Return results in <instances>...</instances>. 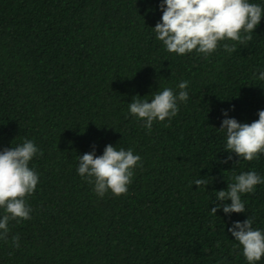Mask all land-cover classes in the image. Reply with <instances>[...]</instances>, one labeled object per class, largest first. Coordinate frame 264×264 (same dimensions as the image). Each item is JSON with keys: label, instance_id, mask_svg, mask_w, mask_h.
I'll list each match as a JSON object with an SVG mask.
<instances>
[{"label": "trees", "instance_id": "16d2710c", "mask_svg": "<svg viewBox=\"0 0 264 264\" xmlns=\"http://www.w3.org/2000/svg\"><path fill=\"white\" fill-rule=\"evenodd\" d=\"M159 3L0 0V150L25 138L40 149L29 165L39 173L32 218L10 221L0 264H246L227 229L247 216L264 228V184L242 195L246 213L210 207L233 174L264 176V155L222 162L230 153L219 129L224 109L246 123L264 109V81L254 77L264 70V17L251 40L178 56L155 38ZM181 80L189 98L170 122L149 132L129 115L133 96L151 99ZM109 143L133 149L142 166L126 193L100 198L76 166ZM198 174L205 188L192 187Z\"/></svg>", "mask_w": 264, "mask_h": 264}, {"label": "clouds", "instance_id": "9594fccd", "mask_svg": "<svg viewBox=\"0 0 264 264\" xmlns=\"http://www.w3.org/2000/svg\"><path fill=\"white\" fill-rule=\"evenodd\" d=\"M162 15L152 27L155 38L162 42L166 51L176 55L195 51L205 57L214 53L222 41L243 43L251 40V33L264 17V6L252 0H160ZM223 49L232 53L236 44L223 43ZM264 81V70L254 73ZM189 82L179 81L175 88L163 87L152 92L151 99L133 96L128 103V113L149 132L154 122L171 121L179 111V105L189 98ZM230 109L222 110L219 129L225 138L224 151L240 160L252 161L264 155V109L257 111L258 119L251 123L239 122L229 116ZM40 153L32 139L25 138L15 147L0 150V241L9 242L10 221L30 220L32 209L27 203L39 183V173L30 162ZM142 166V159L133 149L117 148L106 144L102 154H96L95 145L91 151L78 155L76 173L87 183L97 197L106 193L120 196L128 191L134 169ZM197 189L208 184L199 174L192 179ZM264 184V176L254 169L233 174L226 189L216 190L210 213L218 210L228 216L246 213L242 195L252 194L256 186ZM227 201H230L228 203ZM214 227V226H213ZM227 231L236 242L246 264H259L264 258V228L253 227L248 216L243 221L234 220ZM13 248H18L19 236L10 238Z\"/></svg>", "mask_w": 264, "mask_h": 264}]
</instances>
